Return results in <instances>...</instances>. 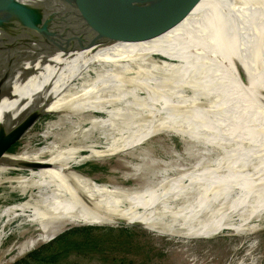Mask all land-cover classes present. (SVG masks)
I'll use <instances>...</instances> for the list:
<instances>
[{"label":"bare ground","instance_id":"6f19581e","mask_svg":"<svg viewBox=\"0 0 264 264\" xmlns=\"http://www.w3.org/2000/svg\"><path fill=\"white\" fill-rule=\"evenodd\" d=\"M72 8L74 4H65L43 11L36 21L45 24L41 33L23 23L0 30V40L30 34L35 40L44 39L61 26V17L50 24L52 16L58 18ZM122 14L132 20L121 18ZM153 54L158 58H150ZM154 68L168 74L153 77ZM130 72L136 76L129 77ZM134 85L145 89V101L135 100ZM124 89L129 90L123 93ZM65 93L73 95L72 104L61 99ZM184 104L191 106L189 113L183 111ZM67 106L74 110L67 122L87 123L102 137L124 138L123 147L148 133L134 129L138 112L150 119L164 116L167 121L160 125L181 132L197 161L192 169L177 174L175 182L166 183L164 174L157 176L126 208L107 187L69 176L64 162L72 158L75 147L58 149L47 142L31 152L6 154L0 166L26 169V179L38 187L40 196L28 216L39 234L17 245V251L49 239L67 222L96 223L113 217L148 221L145 213L168 197L188 199L186 210L180 211L194 215L186 220L188 231L193 226L206 228L196 226L201 217L214 214L216 220L209 226H219L230 211L263 206L264 0H128L118 12L89 26L71 50L55 52L43 62L0 60L1 129L39 109L59 111ZM93 112L101 114L91 117ZM181 118L185 124L178 129L180 123L174 121ZM146 123L152 127L154 120ZM54 128L48 123L40 135L46 138ZM33 159L51 165L19 164ZM220 201L224 205L219 216L207 213ZM15 208L22 210L26 204H9L2 211Z\"/></svg>","mask_w":264,"mask_h":264},{"label":"rangeland","instance_id":"374dc122","mask_svg":"<svg viewBox=\"0 0 264 264\" xmlns=\"http://www.w3.org/2000/svg\"><path fill=\"white\" fill-rule=\"evenodd\" d=\"M150 58H158V55L153 54ZM150 72L153 77L168 74L160 68H154ZM133 73L130 72L129 77L136 76ZM133 88L135 100L145 101L148 95L145 89L137 85ZM128 90L124 89L123 93H127ZM71 95L65 93L61 99L71 100L68 104L70 105L74 102L71 99L73 95L70 98ZM183 111L189 113L191 106L184 104ZM73 112L69 106L59 111L45 112L6 154L31 152L47 142L53 143L58 149L75 147L78 150L75 149L71 154L72 158L64 162L69 176L86 179L85 182L98 188L107 187L110 196L119 197L120 206L126 208L140 189L155 182L162 174L166 176V183L175 182L177 174L179 176L184 171L192 169L193 163L197 161V156L188 151V144L181 132L160 125L159 122L167 121L164 116L151 118L155 124L149 127L146 122L151 119L138 112V120H133L137 127L134 129L136 132L139 129L138 133L140 131L148 133L139 142L123 147L124 138L121 140L116 136L102 137L97 128H88L87 123L67 122L68 117L72 118ZM96 114L101 113L93 112L91 117H96ZM9 120L11 119L7 117L8 122ZM183 121L182 118L175 119V123H180L178 129L184 127ZM48 123H54L55 128L52 134L45 138L40 133ZM242 126L245 127L246 124ZM2 131L6 130L3 128ZM27 174L26 169L16 165L0 166V264L10 263L62 230L78 224L99 226L92 233L100 239L102 250L97 258L91 255L78 257L76 264H264V205L255 210L252 208L230 211L219 226H209L216 220L213 219L214 214L210 217H201L196 226L204 225L206 228L197 230V227L193 226L188 231L186 223L189 222L186 220L194 215L181 212L186 210L189 201L185 198L171 197L163 202H156L151 208L152 211L145 213L149 215L148 221H130L124 217H113L111 220L96 223L67 222L49 239L38 240L29 248L17 251V245L31 235L39 234L37 224L28 220V216L30 209L37 206L40 196L36 195L38 187L30 184L29 178L26 179ZM19 179L25 180L19 184ZM22 202L26 204V208L22 210L15 208L7 212L2 211L9 204ZM223 205L220 201L209 208L207 213L215 212L217 217L219 207ZM116 258L120 260H115ZM70 260L75 259L68 257L69 262Z\"/></svg>","mask_w":264,"mask_h":264},{"label":"water","instance_id":"95a60500","mask_svg":"<svg viewBox=\"0 0 264 264\" xmlns=\"http://www.w3.org/2000/svg\"><path fill=\"white\" fill-rule=\"evenodd\" d=\"M127 1L128 0H0L1 31L24 23L31 25V31L41 33L46 29L45 24H37L36 21L43 11L65 4L69 7L74 4V8H76L75 10H73L74 8L71 10L67 9L66 12L60 14L58 18L52 16L50 24L56 21L58 22L61 17V26L44 39L35 40L33 34H30L26 37L0 40V60L23 62L36 59L43 62L48 55H52L55 52H66L71 50L75 48L76 43L84 37L89 26L101 22L118 12ZM182 5L186 6L188 4ZM120 17L125 18V20H132L126 14H122ZM155 28L157 29L156 31H158V28ZM45 108L29 114L24 120L6 131H2L0 128V158L14 146L22 134L41 115L52 110ZM19 164L25 167L51 165L49 162L41 159L21 160Z\"/></svg>","mask_w":264,"mask_h":264},{"label":"trees","instance_id":"16d2710c","mask_svg":"<svg viewBox=\"0 0 264 264\" xmlns=\"http://www.w3.org/2000/svg\"><path fill=\"white\" fill-rule=\"evenodd\" d=\"M96 228L99 226L90 224L69 226L8 264H76L78 257L91 255L97 258L102 247H100V239L92 233ZM68 257H73L75 260L69 262Z\"/></svg>","mask_w":264,"mask_h":264}]
</instances>
